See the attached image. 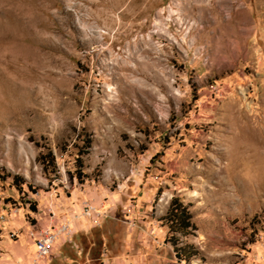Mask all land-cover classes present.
<instances>
[{
    "label": "rangeland",
    "instance_id": "obj_1",
    "mask_svg": "<svg viewBox=\"0 0 264 264\" xmlns=\"http://www.w3.org/2000/svg\"><path fill=\"white\" fill-rule=\"evenodd\" d=\"M0 264H264V0H0Z\"/></svg>",
    "mask_w": 264,
    "mask_h": 264
},
{
    "label": "built area",
    "instance_id": "obj_2",
    "mask_svg": "<svg viewBox=\"0 0 264 264\" xmlns=\"http://www.w3.org/2000/svg\"><path fill=\"white\" fill-rule=\"evenodd\" d=\"M52 217V215H50ZM72 235V229L69 220L61 221L58 226H54L52 223L42 228L36 233H33L34 236V245H35V261L39 262L41 259L47 257L58 240H67L70 239Z\"/></svg>",
    "mask_w": 264,
    "mask_h": 264
},
{
    "label": "trees",
    "instance_id": "obj_3",
    "mask_svg": "<svg viewBox=\"0 0 264 264\" xmlns=\"http://www.w3.org/2000/svg\"><path fill=\"white\" fill-rule=\"evenodd\" d=\"M90 141H87V145L86 147L89 146ZM87 151H82L81 154L86 153ZM41 156V155H40ZM48 156L50 158V161L53 163L54 162V156L52 155L51 152L48 153ZM77 165L78 167H82V160L81 159H77ZM18 177L15 176L14 180H17ZM178 199H173L172 201V205H171V211L175 210L177 213L174 215V219L172 220H177V222L181 223V228L183 229H187L188 227H193V224L190 221L191 215L187 209L186 206H182L181 203H178ZM32 211H35V209L32 207ZM174 227H171V229L173 230ZM175 231V229H174Z\"/></svg>",
    "mask_w": 264,
    "mask_h": 264
},
{
    "label": "bare ground",
    "instance_id": "obj_4",
    "mask_svg": "<svg viewBox=\"0 0 264 264\" xmlns=\"http://www.w3.org/2000/svg\"><path fill=\"white\" fill-rule=\"evenodd\" d=\"M132 71H134L133 69H131Z\"/></svg>",
    "mask_w": 264,
    "mask_h": 264
}]
</instances>
